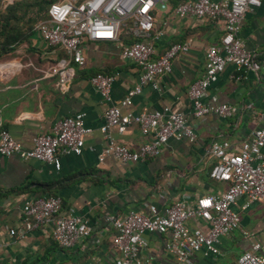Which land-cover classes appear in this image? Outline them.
<instances>
[{"label":"crops","instance_id":"1","mask_svg":"<svg viewBox=\"0 0 264 264\" xmlns=\"http://www.w3.org/2000/svg\"><path fill=\"white\" fill-rule=\"evenodd\" d=\"M180 1L170 0L165 9L154 6L151 33L158 36L146 40L152 41L157 53L175 42H186L187 51L172 59L170 71L157 78L155 88L142 85L120 110L135 114L169 106L184 115L195 139H168L158 155L143 161L121 162L111 155L98 160L109 139L129 149L151 139V134H141L135 124L121 132L114 126L105 132L99 129L107 106L119 104L139 73L132 61L119 55L121 46L132 40L124 28L113 41L83 39L82 67L74 66L62 49L46 45L36 33L1 56L0 129L29 148L32 138L49 133L57 119L82 112L90 131L83 136L80 154L59 156L58 170L32 158L0 155V264H112L116 256L110 243L114 231L106 215L123 216L130 209L147 213L151 207L162 210L181 199L193 204L200 196L223 191L225 183L208 175L214 162L208 148L211 141L221 139L236 148L259 125L264 94V0L245 13L238 33L257 69L244 71L226 64L210 81L203 97L204 101L214 97L218 103L234 106L235 112L226 118L214 114L192 116L186 94L188 85L202 75L204 50L218 43L224 22L221 18H179L173 7ZM60 60L73 69L65 88L58 87L56 75L50 73ZM95 73L113 75L110 103L102 101L90 85L88 78ZM261 154L264 159V145ZM49 193L61 198L60 215H76L89 226V233L70 247H59L53 241L51 222L25 227L22 203ZM242 202L240 197L232 204L238 227L219 238L218 253L211 255L201 249L182 264H235L251 241L264 240V202L241 209ZM188 224L202 232L207 230L199 220ZM242 232H248L250 239L243 238ZM144 237L147 244L139 253L141 258L153 264L175 262L166 248L167 233H146Z\"/></svg>","mask_w":264,"mask_h":264},{"label":"built area","instance_id":"2","mask_svg":"<svg viewBox=\"0 0 264 264\" xmlns=\"http://www.w3.org/2000/svg\"><path fill=\"white\" fill-rule=\"evenodd\" d=\"M0 1L5 6L14 0ZM169 1L54 0L46 8L47 17L34 25L38 37L46 45L62 49L68 61L76 67L84 65L81 47L83 39L113 41L121 28L132 38L129 43L121 46L119 55L136 65L139 70L137 81L118 105L107 106L99 129L105 132L109 126H114L121 132L127 125L135 124L141 134H151V139L134 149L109 139L98 155L99 161L105 155H111L121 162L143 161L158 155L168 139H186L189 142L195 139L184 115L169 106L135 114L120 110L121 106L130 103L133 95L140 92L142 85L148 84L155 88L157 78L170 71L172 59L188 49L186 42H175L157 53L152 41L146 40L158 36V33H151L154 6L157 4L160 9H165ZM259 4L260 0H183L174 5L173 12L179 18H221L224 22L218 43L204 50L202 75L187 87L192 116L214 114L226 118L235 112L232 105L218 103L214 97L204 101L203 97L210 81L226 64L244 71L257 69V63L244 48L238 33L245 13ZM261 66L264 70V62ZM50 73L56 75L58 87L65 88L73 75V69L64 60H60L50 68ZM113 79L112 74L95 73L88 81L101 100L110 103ZM83 118L84 113L75 112L57 119L49 133L32 138L29 148L23 147L6 130L0 129V155L15 154L22 159L32 158L58 170L60 155H78L82 151L83 136L90 131ZM258 118L259 125L251 137L241 141L236 148L225 139L214 140L209 144L208 152L214 162L208 175L225 183L222 192L200 196L193 204L181 199L162 210L151 207L147 213L130 209L123 216L106 215L105 220L114 231L110 243L116 256L112 264H153L139 256L147 244L144 237L146 233L168 234L166 248L174 256L173 264L187 262L194 252L201 249L204 253L217 254L219 238L238 227V216L232 209L235 200L243 198L241 209L256 201L264 202V159L261 154L264 145V94ZM60 209L61 198L58 195L26 199L21 205L25 227L51 222L53 241L59 247H70L78 238L87 235L90 229L86 221L76 215H60ZM193 220L202 221L207 228L206 232L190 226L188 223ZM242 236L245 239L251 237L248 232H242ZM235 264H264V240L251 241L249 249L237 256Z\"/></svg>","mask_w":264,"mask_h":264},{"label":"trees","instance_id":"3","mask_svg":"<svg viewBox=\"0 0 264 264\" xmlns=\"http://www.w3.org/2000/svg\"><path fill=\"white\" fill-rule=\"evenodd\" d=\"M52 1L14 0L5 6L0 3V57L36 33L34 25L47 17L46 8Z\"/></svg>","mask_w":264,"mask_h":264},{"label":"rangeland","instance_id":"4","mask_svg":"<svg viewBox=\"0 0 264 264\" xmlns=\"http://www.w3.org/2000/svg\"><path fill=\"white\" fill-rule=\"evenodd\" d=\"M0 3H1V1H0ZM38 21H41V20H38ZM38 21H37V22H38ZM37 22H36V23H37ZM0 58H1V57H0Z\"/></svg>","mask_w":264,"mask_h":264},{"label":"snow or ice","instance_id":"5","mask_svg":"<svg viewBox=\"0 0 264 264\" xmlns=\"http://www.w3.org/2000/svg\"><path fill=\"white\" fill-rule=\"evenodd\" d=\"M108 35H110V33H107Z\"/></svg>","mask_w":264,"mask_h":264}]
</instances>
